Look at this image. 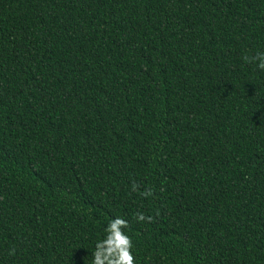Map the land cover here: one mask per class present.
Segmentation results:
<instances>
[{"label": "trees", "instance_id": "16d2710c", "mask_svg": "<svg viewBox=\"0 0 264 264\" xmlns=\"http://www.w3.org/2000/svg\"><path fill=\"white\" fill-rule=\"evenodd\" d=\"M257 52L264 0H0V264H264Z\"/></svg>", "mask_w": 264, "mask_h": 264}, {"label": "clouds", "instance_id": "9594fccd", "mask_svg": "<svg viewBox=\"0 0 264 264\" xmlns=\"http://www.w3.org/2000/svg\"><path fill=\"white\" fill-rule=\"evenodd\" d=\"M243 59L249 63L256 62V67L264 71V52H257L254 56H244ZM139 185L133 182L132 191H137ZM143 197L153 195L151 188L140 193ZM137 222H153L152 216H146L142 212L135 214ZM129 228V222L121 217L110 219L104 229V237L94 245L92 252V264H136L133 254L134 244L132 238L126 234L125 229ZM14 254L10 252V255Z\"/></svg>", "mask_w": 264, "mask_h": 264}]
</instances>
